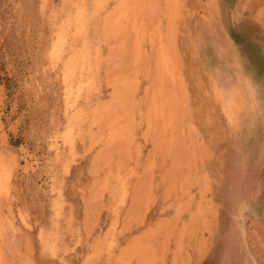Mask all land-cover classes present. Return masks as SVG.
<instances>
[{"label": "rangeland", "instance_id": "374dc122", "mask_svg": "<svg viewBox=\"0 0 264 264\" xmlns=\"http://www.w3.org/2000/svg\"><path fill=\"white\" fill-rule=\"evenodd\" d=\"M175 3L0 0V264H264V0Z\"/></svg>", "mask_w": 264, "mask_h": 264}, {"label": "bare ground", "instance_id": "6f19581e", "mask_svg": "<svg viewBox=\"0 0 264 264\" xmlns=\"http://www.w3.org/2000/svg\"><path fill=\"white\" fill-rule=\"evenodd\" d=\"M176 1H178V0H168L169 3H175ZM180 1H181V0H180ZM175 4H176V3H175ZM165 49H166V48H165ZM161 51L163 52L164 50L161 49ZM162 52H161V53H162ZM161 56H163V54H162Z\"/></svg>", "mask_w": 264, "mask_h": 264}]
</instances>
